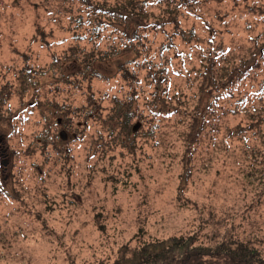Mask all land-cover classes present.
Here are the masks:
<instances>
[{"label":"rangeland","instance_id":"rangeland-1","mask_svg":"<svg viewBox=\"0 0 264 264\" xmlns=\"http://www.w3.org/2000/svg\"><path fill=\"white\" fill-rule=\"evenodd\" d=\"M69 3L0 0V93L8 99L0 105V264H113L139 241L182 235L215 247L221 241H243L264 255V166L255 154L264 149L262 138L255 130L247 137L228 134L238 125L248 126V114L230 112L235 108L222 100L216 110L225 113L209 117L189 156L192 118L152 116L157 110L147 103L153 88L145 82L134 110L149 119L134 120L130 137L120 134L114 142L101 123V109L108 106L105 95L118 93L120 86L113 79V63H94L110 77L108 84L83 79L80 57L62 59L76 44L89 51L119 47L120 35L105 32L91 42L88 30L79 26V13L86 20L78 12L81 4L74 0L68 9ZM200 3L202 18L183 17L181 24L196 26L205 43L186 45L176 38L169 57L181 54L187 71L200 67L201 52L217 45L236 63L250 61L254 49L264 45V0ZM205 20L217 31L214 39ZM148 37L153 49L167 40L153 31ZM153 60L168 62L167 56ZM29 69L35 71L32 77ZM256 77L246 82L253 84L247 88L253 95L250 109L261 104L260 98L264 101L258 94L264 70ZM68 79L74 85L59 83ZM23 81L28 84L21 90ZM89 85L102 106L88 107ZM208 101L206 95L201 103L205 115ZM67 110L72 112L70 126L62 112ZM48 129L67 155L59 156L53 145L43 148ZM63 132L66 140H61Z\"/></svg>","mask_w":264,"mask_h":264},{"label":"trees","instance_id":"trees-1","mask_svg":"<svg viewBox=\"0 0 264 264\" xmlns=\"http://www.w3.org/2000/svg\"><path fill=\"white\" fill-rule=\"evenodd\" d=\"M74 0H70L67 8ZM81 4L78 12H84L85 22L82 15L79 26H83L90 33V41L100 39L105 32H118L120 35L119 47H107L106 50L89 51L80 44L72 46L70 54L66 55L63 62H70L74 58H81L84 67L81 77L85 80L98 79L104 83H110V77L103 76L96 68V61H111L116 69L115 81L120 82L118 93L105 95L108 106L101 109V123L112 133L114 142L119 140L120 134H126L129 138L134 120L146 121V113H137L134 110L135 102L142 91L145 82L150 83L153 88L152 100L147 104L157 110L152 115H179L184 121L187 117L192 118L190 133L187 136L186 153L189 156L194 154L195 146L198 144L199 136L205 129V123L209 117H214L217 111L225 110L220 108L219 103L223 100L231 103L233 108L230 112L237 111L248 114L252 122L243 128L238 125V130L229 129V136H246V132L255 130L262 138L264 147V101L261 99L260 105L248 106V100L253 95L247 88L246 82H256V75L264 70V45L255 48L250 56V61L240 60L236 63L234 58H229L228 52L222 46H213V49L203 50L200 54L201 65L191 70L184 71L181 54L174 53V40L181 39L186 45H203L204 39L197 32L196 26L184 28L181 18H190L195 15L197 19L202 17L197 13L200 9V0H75ZM236 4L239 0H232ZM155 8L159 12H155ZM249 11L256 10L247 6ZM72 11V8L70 9ZM206 21V20H205ZM209 25V23L206 21ZM166 27L171 28L166 29ZM173 28V29H172ZM207 29L214 39L217 31L210 25ZM150 31L164 34L167 38L162 46L151 48L148 34ZM106 37V35H105ZM83 39L82 37H77ZM259 38L252 39V44L256 45ZM94 41V40H93ZM91 41V42H93ZM255 47V46H254ZM125 55L132 56L131 59H124ZM155 56L168 61L165 65L157 63L153 59ZM173 59H179V64H175ZM55 64L60 63V59L55 57ZM173 68V69H172ZM35 71L29 69V76L32 77ZM256 79V80H255ZM80 82L79 79H77ZM65 86H72L74 82L70 79L59 82ZM27 81L21 83V90L26 89ZM258 94L264 96V81L259 83ZM243 87V89L241 88ZM90 96L88 97V107H95L96 100L88 86ZM244 90V91H243ZM12 95V91L9 92ZM121 94L122 96H119ZM208 95V115L202 113L201 103ZM2 98L8 101L7 97L0 93V105ZM104 100V99H102ZM100 104V103H98ZM42 107L43 105L40 104ZM56 108L60 109L57 105ZM99 106H102L101 104ZM99 108V107H98ZM61 110V109H60ZM93 112V110H91ZM67 118L66 123L70 126L69 115L71 110L62 111ZM240 114V113H237ZM149 119V118H148ZM154 119H152L153 122ZM8 119H4L7 122ZM200 122V124H198ZM119 134L116 136V133ZM48 129L42 137L43 148L47 149L53 145L57 154L67 155L57 145V137L50 135ZM255 133V134H256ZM116 136V137H115ZM247 137V136H246ZM249 141V140H248ZM250 142V141H249ZM125 147V143H124ZM262 157L260 166H264V149L255 152ZM144 238V233L141 234ZM140 245L133 251H124V255L113 264H264V255L251 243L243 241H221L216 247L203 245L198 239L192 236H174L165 240L156 239L154 241H139ZM105 264V263H100Z\"/></svg>","mask_w":264,"mask_h":264},{"label":"water","instance_id":"water-1","mask_svg":"<svg viewBox=\"0 0 264 264\" xmlns=\"http://www.w3.org/2000/svg\"><path fill=\"white\" fill-rule=\"evenodd\" d=\"M140 128V125H137L136 127H134V131L136 132V131H138V129ZM61 138L63 139V140H66V134L63 132V133H61Z\"/></svg>","mask_w":264,"mask_h":264}]
</instances>
